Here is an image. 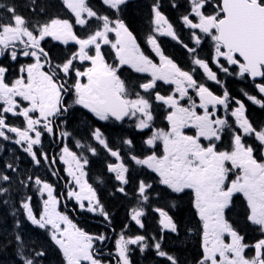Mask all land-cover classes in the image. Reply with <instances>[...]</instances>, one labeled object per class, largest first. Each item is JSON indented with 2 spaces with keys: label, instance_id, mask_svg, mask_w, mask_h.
<instances>
[{
  "label": "snow or ice",
  "instance_id": "1",
  "mask_svg": "<svg viewBox=\"0 0 264 264\" xmlns=\"http://www.w3.org/2000/svg\"><path fill=\"white\" fill-rule=\"evenodd\" d=\"M185 4L176 21L163 0L147 5L144 42L153 57L138 42L134 0H100L99 7L90 0H0V141L19 146L30 163L22 168L14 150L0 160V264H52L53 257L55 264H135L137 250L152 252L156 264H181L166 241L193 234L200 238L195 264H264V123L249 118L220 75L260 78L255 88L264 94V0ZM168 6L180 12L179 0ZM161 38L185 50L188 68L166 53ZM164 85L172 87L165 92ZM242 92L264 109V97ZM156 107L165 109L167 128L155 126ZM73 121L85 136L67 130ZM109 124L116 137L105 131ZM45 136L59 141L58 153L43 149ZM58 162L66 198L109 225L114 216L103 190L110 185V195L125 198L132 191L131 223L117 234L114 252L102 247L108 235L85 231L59 210L56 186L37 174L44 167L65 179ZM94 163L102 167L90 183ZM248 229L259 234L254 243L246 241Z\"/></svg>",
  "mask_w": 264,
  "mask_h": 264
},
{
  "label": "flooded vegetation",
  "instance_id": "2",
  "mask_svg": "<svg viewBox=\"0 0 264 264\" xmlns=\"http://www.w3.org/2000/svg\"><path fill=\"white\" fill-rule=\"evenodd\" d=\"M135 32L138 36V42L141 44V46H142L143 50L146 52V54L152 55L154 57V53L151 52L150 47H147V45L144 42L146 35L141 36L140 34L137 33L136 30H135ZM161 39L163 41V43H162V46H163L165 39H169V38H161ZM61 47H63V46H61ZM56 51H57V54H59L60 50L57 49ZM156 59H158V58H156ZM208 83L212 87L213 91H215L217 93H219L221 91V89L214 86V84L211 81H209ZM170 87H172V86L164 85L163 86L164 91L167 92L170 89ZM252 91H253L254 95L257 96V98H261V94L258 93L257 89L255 88V85L252 87ZM248 108H249V106H248ZM246 109H247V107H246ZM246 114L249 116V118L254 123H257V124L264 123V111L257 110V108L254 111L247 109ZM165 115H166V113H161V114L157 115L156 119H155V121L160 120L159 124L161 125L162 128H167V121L164 118ZM218 115L224 116L225 113L221 109L220 112L218 113ZM12 119L15 120V118H12ZM232 119L234 120V118H232ZM105 124H106V122H97V126H103ZM120 127H123L126 130V133L131 132V129L128 127V124H123ZM156 127H158V126H156ZM105 131L108 134H110L112 137L117 136V127L116 126L109 124L105 128ZM192 132H194V130L189 131V134H192ZM142 139H143V137L141 135H139V134L136 135L137 144L141 145V147H145L142 144ZM1 142L2 141H0V144H1ZM66 142L72 144V140H70V139L67 140ZM252 142H253L252 139H248V143H252ZM6 145L14 149L15 155L22 157L21 164H25L27 167H30L29 158L27 157L26 154L22 153L19 150V146L11 144L9 142H6ZM43 149L45 151L49 152L50 154H56L59 152V141H56L54 143L52 137L45 136L44 141H43ZM95 159H97V158H95ZM8 160H10V159H8ZM55 167L60 169V176L64 177L65 179L57 180L56 177H53L50 174L43 176L41 173L40 175L43 178L47 179L49 182H52L56 186V193L58 194V196L62 202V206L59 207V210L67 213L69 216L76 215L77 213H75L73 211L74 210L73 207L71 205L67 206V203L70 200H68L66 198V192L68 190V187H66V185H65V180L68 178L66 176V173L63 170L65 168V166L62 163L58 162ZM101 167L102 166L100 165V168ZM151 175L154 177L155 174H151ZM108 187L110 188V193H111L113 191V189L111 188L110 185ZM108 196L109 197L105 200V204L111 210V212L113 213V216H114L111 225L104 222L103 218L100 216H96V219H90V218L85 217V216L82 218L78 217V215L75 216L76 220H78V221H75L77 223V225L79 224L78 225L79 227L83 228L85 231H87L91 234H99V233H105L106 234V230L108 231L107 234L110 237V239L106 242L105 246H102L105 253H108L109 251L114 252V243H115V238L117 237V234L121 231L123 225L131 223L127 219L126 211H127V207H128V201L133 198V193L130 190L129 196L127 198H125L124 196H122L119 193H116L115 195L109 194ZM72 201L74 202V205L77 207V210L83 212L82 210H80L78 208V205L76 204V202L74 200H72ZM193 223H195V219L193 220ZM146 224H147V233L149 235L156 234L157 225H156L155 220L153 219V217L151 215H149V217L147 218ZM113 229H114V231H113ZM130 230L132 232L137 231V229L135 228L134 225L132 226V228ZM258 238H259V234L255 233L254 231H251L248 234H246V241L249 243L255 242ZM199 239H200L199 235H195V234H193L190 238L184 239L183 242H178L173 238V239H169L166 241V247H167V249L171 250L179 258V260L181 261V264H195V260L200 255ZM190 251H194V253L189 256L188 253ZM133 259L135 261V264H156V260H157V258L154 257L152 252L149 251V252L145 253L144 255H141L138 250L133 253ZM161 264H163L162 261H161Z\"/></svg>",
  "mask_w": 264,
  "mask_h": 264
},
{
  "label": "trees",
  "instance_id": "3",
  "mask_svg": "<svg viewBox=\"0 0 264 264\" xmlns=\"http://www.w3.org/2000/svg\"><path fill=\"white\" fill-rule=\"evenodd\" d=\"M15 2L22 4V3L26 2V0H15ZM150 2H151V0H135L134 1V7H132L129 10L130 15L135 20L133 27L137 31V33L140 34L141 36H145L147 34V31L149 28V25H148V22H147L145 16H147V12H148L147 5ZM163 2L165 5L166 13L169 15L170 19L173 21H176V18L178 17V15H180V13L183 12V10H184L185 0H179V3L181 4L180 12H177L176 10L171 9L168 6V0H163ZM21 11H23L25 15L30 14L27 9H21ZM179 30L183 31L185 33L182 38L185 40V42H188V40H186V39H188V36L186 34L187 30L186 29H179ZM162 47L166 50V53L171 55L177 61V63H179L182 67H185L184 62L190 64L188 57L185 55V50L182 49L179 45H177L174 41H170L168 39H165V42H164ZM204 48H205V46H203V50H204ZM67 130L72 132L73 136L76 138H79V137L85 135L84 128L79 123V121H73V123L68 126ZM2 154L3 153H1V155ZM0 160H3L2 156H0ZM98 169H99L98 164H93L91 172H93V171L97 172ZM91 175L93 176V174H90V176ZM105 194H107V191L103 190L102 198H104ZM34 200L37 202V200L35 198H34ZM35 206L37 208H39L40 203L37 202V204H35ZM251 231H254V230H250L249 232H251ZM249 232H247L246 234H248ZM33 239H39V237L33 234ZM193 253H194V251H190L188 253V255L190 256ZM56 259H57L56 257H53L52 264H55Z\"/></svg>",
  "mask_w": 264,
  "mask_h": 264
},
{
  "label": "rangeland",
  "instance_id": "4",
  "mask_svg": "<svg viewBox=\"0 0 264 264\" xmlns=\"http://www.w3.org/2000/svg\"><path fill=\"white\" fill-rule=\"evenodd\" d=\"M99 2H100V0H99ZM184 5L186 6V4H184ZM145 17H146V20H147V16H145ZM204 46H205V48H204L205 51L203 50L202 55L205 56V57H207V56H209V54H210V42L206 43ZM214 70H215V69H214ZM200 73H202V71H201ZM236 79H237V77H235V76L232 77V80L235 81V82H236ZM243 87H244V86H243ZM243 87H240V90L243 89ZM262 97H264V94H261V98H262ZM232 106L235 107L234 102H233ZM221 109H222V108H221ZM222 110H223V109H222ZM198 111H202V110H199V109H198ZM4 149L8 150V154H9L10 159H11V157H12V153H13V150H14V149L11 148V147H9V146H7V145H5V148H4ZM37 174H38V172H37ZM38 201H40V203H42L40 199H39ZM91 214H93V213H91ZM93 215L96 216V214H93ZM102 231H103V230H102Z\"/></svg>",
  "mask_w": 264,
  "mask_h": 264
},
{
  "label": "water",
  "instance_id": "5",
  "mask_svg": "<svg viewBox=\"0 0 264 264\" xmlns=\"http://www.w3.org/2000/svg\"><path fill=\"white\" fill-rule=\"evenodd\" d=\"M258 80H260V78H257Z\"/></svg>",
  "mask_w": 264,
  "mask_h": 264
}]
</instances>
